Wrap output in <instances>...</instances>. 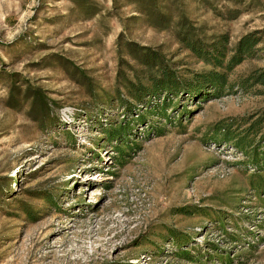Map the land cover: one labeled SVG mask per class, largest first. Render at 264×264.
Returning <instances> with one entry per match:
<instances>
[{
  "label": "rangeland",
  "instance_id": "374dc122",
  "mask_svg": "<svg viewBox=\"0 0 264 264\" xmlns=\"http://www.w3.org/2000/svg\"><path fill=\"white\" fill-rule=\"evenodd\" d=\"M262 69L264 0H0V264H264Z\"/></svg>",
  "mask_w": 264,
  "mask_h": 264
},
{
  "label": "trees",
  "instance_id": "16d2710c",
  "mask_svg": "<svg viewBox=\"0 0 264 264\" xmlns=\"http://www.w3.org/2000/svg\"><path fill=\"white\" fill-rule=\"evenodd\" d=\"M250 36H251L250 34H246L238 40L235 50L228 61V64H227L228 68L240 63L246 57V55L250 53L253 46L257 44V39H254ZM216 64L220 65V62H216ZM251 76L253 77V83L264 85V69L259 71V73L254 72L253 74L250 75V77ZM202 77L204 78V80L207 79L211 81V84H213L214 87L225 82V74L217 72V71L208 72L202 75ZM262 121L264 122V119ZM249 129H251L250 126H248L247 130ZM222 138H223V141H229L230 139H232L230 136H228V131L225 128H222ZM261 139L264 140V126L261 132ZM234 141H235L234 144H237L240 141L239 136ZM252 155H253L252 158L254 159L255 153H253Z\"/></svg>",
  "mask_w": 264,
  "mask_h": 264
}]
</instances>
